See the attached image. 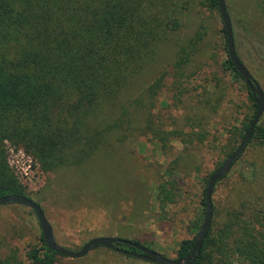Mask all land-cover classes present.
Wrapping results in <instances>:
<instances>
[{"label":"trees","instance_id":"1","mask_svg":"<svg viewBox=\"0 0 264 264\" xmlns=\"http://www.w3.org/2000/svg\"><path fill=\"white\" fill-rule=\"evenodd\" d=\"M226 3L230 14L240 15L234 0ZM197 6L218 16L227 39L218 0H0V197L16 194L31 199L27 186L9 165L7 143L24 149L43 172L55 173L78 170L102 147L124 142L120 129L128 112L123 106L119 109L120 97L157 62L170 36L181 30L184 15ZM257 10L263 18L264 0L256 2ZM204 38L205 33L200 32L197 43L182 44L177 52L174 87L179 102L186 93L183 79L193 78L197 71L186 73L195 64L201 52L197 45ZM225 66L244 81L229 55ZM167 74L148 87L147 99L152 106ZM244 86L254 115L228 140L227 159L237 150V140L245 138L257 112L255 98ZM196 110L173 119L179 126L172 130L156 132L149 118L148 129L161 143L171 139L191 145L203 143L209 116L201 108ZM255 140L264 146V126L259 123L249 144ZM224 162L205 179L203 212L191 224L193 234L206 218L208 183ZM182 164L194 167L193 159L187 162L179 157L158 184L161 209L182 197L177 179ZM253 175L258 178L256 168ZM231 181L229 172L215 185L212 225L195 264H264V192L245 194L232 188L229 196L216 197L218 186L228 188ZM196 238L180 243L178 258L190 255ZM5 245L4 254L0 247V264H24L18 249L6 241ZM59 255L46 245L41 233L40 244L30 250L28 259L35 264H56Z\"/></svg>","mask_w":264,"mask_h":264},{"label":"rangeland","instance_id":"2","mask_svg":"<svg viewBox=\"0 0 264 264\" xmlns=\"http://www.w3.org/2000/svg\"><path fill=\"white\" fill-rule=\"evenodd\" d=\"M257 1L234 0L240 15L230 16L237 54L264 91V17H259L260 10L254 11ZM182 23L181 30L170 36L157 62L120 97L119 109L123 106L128 112L120 129L124 142L102 147L78 170L63 169L55 173L43 172L24 149L7 143L10 167L27 186L31 199L44 209L60 246L79 251L93 238L119 237L139 242L167 258L178 259L180 243L199 234L200 230L191 233V224L203 212L201 200L205 179L227 159L228 140H232V134L241 128L246 118L254 115V111L244 81L236 79L225 66L227 39L218 16L197 6L184 15ZM200 32L205 33L204 40L197 45L201 52L186 73L197 71L193 78L183 79L186 93L179 102L175 97L174 62L180 46L197 43ZM164 72L168 74L152 106L147 99L148 87ZM196 108L209 116L205 125L208 133L203 143L184 144L178 139L161 143L148 129L147 120L151 118L156 132L172 130L179 126L172 123L173 119L193 114ZM259 124L264 126V113ZM242 141V138L237 140V147ZM179 157L187 162L193 159L194 167L181 165L177 179L182 197L176 204L161 209L157 202L158 184ZM255 168L258 178L253 175ZM230 173V186L219 185L216 197L229 196L232 188L245 194L264 192V146L257 140L249 144ZM41 233L39 220L29 207L0 206L3 254L7 251L6 241L18 249L24 264H35L28 259V253L39 246ZM56 264L154 263L99 247L79 259L59 255Z\"/></svg>","mask_w":264,"mask_h":264},{"label":"water","instance_id":"3","mask_svg":"<svg viewBox=\"0 0 264 264\" xmlns=\"http://www.w3.org/2000/svg\"><path fill=\"white\" fill-rule=\"evenodd\" d=\"M218 3H219V9L221 12L223 23L226 29L228 55L231 61L233 62L236 70L242 76L245 84L249 87L252 95L254 96L257 105V112L251 123L250 129L246 133V136L243 139L240 146L224 162L221 168L214 174V176L210 179L208 183L205 194L206 218L200 229L199 234L197 235L194 248L191 251L190 255L185 259H170L156 251H153L145 247L142 244L119 237L93 238L89 242H87L79 251H72L60 246L57 243L54 235L53 227L49 222L42 207L37 202H35L30 198L16 194L0 197V206L11 203H17L27 206L35 212L39 220V223L41 225L44 241L52 251L72 259H79L87 256L91 251L99 247H106L116 252H121L125 255H130L139 259L148 260L154 264H195L197 262L201 254L203 243L205 241V238L208 234V231L213 221V216H214L213 191L215 185L218 181L222 180L231 171L233 164L243 155V153L245 152L248 144L250 143L253 137V132L264 113V91L260 86V84L254 79V77L247 69V67L244 65V63L240 60L237 54L236 45L234 42L232 19L227 7L226 0H218ZM120 245L130 246L134 248L136 251H130L128 249L121 248Z\"/></svg>","mask_w":264,"mask_h":264},{"label":"flooded vegetation","instance_id":"4","mask_svg":"<svg viewBox=\"0 0 264 264\" xmlns=\"http://www.w3.org/2000/svg\"><path fill=\"white\" fill-rule=\"evenodd\" d=\"M178 259H185V258H178Z\"/></svg>","mask_w":264,"mask_h":264}]
</instances>
